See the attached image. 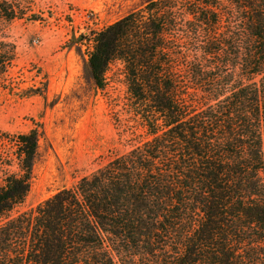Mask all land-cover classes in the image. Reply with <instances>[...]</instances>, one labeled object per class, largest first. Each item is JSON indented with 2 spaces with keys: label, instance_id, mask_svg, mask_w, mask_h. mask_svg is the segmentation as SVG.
<instances>
[{
  "label": "trees",
  "instance_id": "trees-1",
  "mask_svg": "<svg viewBox=\"0 0 264 264\" xmlns=\"http://www.w3.org/2000/svg\"><path fill=\"white\" fill-rule=\"evenodd\" d=\"M33 2L0 0V25L35 21ZM86 61L97 89L122 64L146 139L13 214L38 133L5 135L0 264H264V0L148 1L92 34Z\"/></svg>",
  "mask_w": 264,
  "mask_h": 264
},
{
  "label": "rangeland",
  "instance_id": "rangeland-1",
  "mask_svg": "<svg viewBox=\"0 0 264 264\" xmlns=\"http://www.w3.org/2000/svg\"><path fill=\"white\" fill-rule=\"evenodd\" d=\"M151 0H34L36 20L1 22L15 58L0 74V146L5 135L36 130L30 189L13 214L29 212L61 189L144 141L128 112L123 66L110 65L103 89L87 66L91 35Z\"/></svg>",
  "mask_w": 264,
  "mask_h": 264
}]
</instances>
